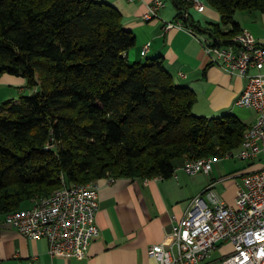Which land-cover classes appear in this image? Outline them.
<instances>
[{"label":"trees","instance_id":"1","mask_svg":"<svg viewBox=\"0 0 264 264\" xmlns=\"http://www.w3.org/2000/svg\"><path fill=\"white\" fill-rule=\"evenodd\" d=\"M164 1L215 45L244 30L238 12L264 14V0H205L221 16L205 30L189 17L190 0ZM136 43L104 1L0 0V79L35 90L0 105V218L65 185L170 179L188 160L241 147L251 125L195 114L196 92L175 82L163 57L129 59Z\"/></svg>","mask_w":264,"mask_h":264},{"label":"crops","instance_id":"2","mask_svg":"<svg viewBox=\"0 0 264 264\" xmlns=\"http://www.w3.org/2000/svg\"><path fill=\"white\" fill-rule=\"evenodd\" d=\"M99 1L116 7L124 17L125 28L136 35V47L128 54L132 62L163 57L175 82L196 92L195 114L217 118L233 113L248 125L255 122L254 110L238 105L248 79L231 76L211 64L199 40L207 36L197 32L194 36L181 29L165 30L166 22L180 21L173 4L166 2L160 12L161 19L147 21L144 16L154 0ZM203 2L206 10L201 13L193 7L189 17L206 30L212 24L220 23L221 16L205 0ZM235 19L242 29H249L264 45V14L238 12ZM148 44V52L144 55ZM8 82L19 88V96L8 100L18 101L26 92V80L17 77ZM222 162L213 165L210 175L190 176L180 167L170 179L98 180L100 209L97 221L101 236L92 242L84 260L52 258L46 238H26L0 218V264H154L148 255L151 246H168L174 241V225L184 218L192 200L203 195L211 182L227 203H235L237 182L223 175L224 171L218 165ZM254 167L250 163L248 170Z\"/></svg>","mask_w":264,"mask_h":264},{"label":"built area","instance_id":"3","mask_svg":"<svg viewBox=\"0 0 264 264\" xmlns=\"http://www.w3.org/2000/svg\"><path fill=\"white\" fill-rule=\"evenodd\" d=\"M190 1L198 12L206 10L203 0ZM165 7L164 0H154L144 19H161ZM173 29L197 36L181 21L166 22L165 30ZM199 40L212 65L248 79L238 105L254 110L257 118L241 147L225 159L247 161L257 169L231 177L238 188L234 204L227 203L211 182L174 225V241L151 246L148 255L154 264H264V45L249 29L234 36L230 45H215L209 37ZM148 49L149 44L144 55ZM225 159L188 160L181 170L190 176L210 175L213 165ZM99 209L96 182L65 185L49 197L34 200L32 207L9 214L5 222L26 238H46L52 258L84 260L92 242L101 236Z\"/></svg>","mask_w":264,"mask_h":264},{"label":"rangeland","instance_id":"4","mask_svg":"<svg viewBox=\"0 0 264 264\" xmlns=\"http://www.w3.org/2000/svg\"><path fill=\"white\" fill-rule=\"evenodd\" d=\"M169 4L171 5L172 3L169 2ZM16 78H17L16 76L5 75L1 79V81H0V105L3 104L5 101H7L9 99V97L14 98V97L19 96L18 95L19 88L11 86L10 82H8L9 80L14 81ZM26 85H27V83L24 86V88L26 90L24 95H32L33 93H35V90L28 89L26 87ZM236 115H238V114H236ZM256 115H257V113H256ZM218 165L224 171L223 175L225 177L227 176V178H231L233 175H235L237 173L247 171L248 168L250 167V162L237 160V159H233V158H227V159L223 160L222 163H219ZM252 169H257V167H254ZM111 180L114 181L115 179L111 178Z\"/></svg>","mask_w":264,"mask_h":264}]
</instances>
